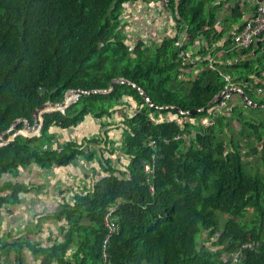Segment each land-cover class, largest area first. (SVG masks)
Wrapping results in <instances>:
<instances>
[{
  "label": "trees",
  "instance_id": "16d2710c",
  "mask_svg": "<svg viewBox=\"0 0 264 264\" xmlns=\"http://www.w3.org/2000/svg\"><path fill=\"white\" fill-rule=\"evenodd\" d=\"M216 1L169 0L165 6L175 21L174 34L131 44L123 20L129 0H0V134L22 119L2 141L23 129L25 120L33 125L36 108L83 90L64 111L43 114L40 134L19 133L0 145V264H28L25 248L40 256V264H103L104 217L113 203L120 232L108 247L111 264H264V177L248 170L245 160V154L261 151L264 122L247 120L244 106L250 103L244 100L231 106L230 113L253 131L242 141L230 133L227 109L213 114L221 99L212 104L230 75L256 107L264 108V80L257 82L264 79V46H257L252 59L231 65L209 67L202 61L195 76L189 47L216 34ZM116 78L139 86L159 107L126 82L108 92L85 93L108 89ZM255 88L262 90L259 96ZM129 105L135 107L131 114ZM119 109L117 147L108 130L80 141L58 137L59 129L76 128L89 116L112 118ZM166 113L172 118L158 120ZM206 116L213 122L209 126L202 121ZM106 150L120 153L126 165L114 166ZM82 158L103 159L105 174L76 192L73 203L40 218L62 224L52 242L32 241L30 224L25 234L2 233L6 209L35 188L19 179L22 168L64 167ZM146 163L154 165L149 175ZM243 242L255 247L234 262L232 254Z\"/></svg>",
  "mask_w": 264,
  "mask_h": 264
},
{
  "label": "crops",
  "instance_id": "0c3cea01",
  "mask_svg": "<svg viewBox=\"0 0 264 264\" xmlns=\"http://www.w3.org/2000/svg\"><path fill=\"white\" fill-rule=\"evenodd\" d=\"M258 1L218 0L213 3L216 7V20L213 29L218 35L211 33L209 38L201 36L194 47H189L190 62L194 63L193 68L196 69L195 76L199 72L198 67L202 61H208V66L213 67L214 64L231 65L240 61L241 58L252 59L254 55H257V49L260 48L258 45L262 43L264 46V34L256 40L255 49L246 55L235 49L233 36L244 25L245 21L253 15ZM235 6H238L237 10L234 9ZM123 18L129 24L131 36H137L148 41L152 38L161 40L164 36L172 35L175 32V21L162 0H129L126 3ZM211 41L212 46L210 47ZM230 55H233V57ZM262 76L264 77V70ZM262 80L264 79L257 78V82ZM236 86L239 87V85ZM253 91L256 96L262 93L259 88H255ZM233 105H243V102L236 98L230 107ZM253 106L256 107L257 105ZM263 146H261L259 153L250 156L259 157L264 150ZM105 156H110L114 166L121 167V163L125 165L127 163V159L120 157V160H117L114 164L113 157L110 154ZM261 158H264L263 154ZM248 160V162H252V159ZM100 161L103 162V159L88 162L82 158L76 164L64 167L52 166L42 169L37 165H31L22 168L19 179L30 182L35 188L30 192L23 193L22 201L19 204L9 206L6 209L1 219L2 233H12L15 236L21 235L23 233L21 232L22 228L26 229L28 224L31 225V228H35V220L53 213L63 203H73L76 192H81L85 187L90 186L93 177L100 178L105 174L102 167L104 164L101 165L102 162ZM254 165L256 166V163ZM55 183H58V185H55ZM42 223L43 229L41 231L33 230L29 237L32 241L45 245L49 243L54 235L59 234L62 224L54 220H46ZM52 233H54L53 236ZM59 238L62 239V235ZM24 252L28 264H40L41 258L39 255L33 254L29 248H25ZM2 264L12 263L4 261Z\"/></svg>",
  "mask_w": 264,
  "mask_h": 264
},
{
  "label": "rangeland",
  "instance_id": "374dc122",
  "mask_svg": "<svg viewBox=\"0 0 264 264\" xmlns=\"http://www.w3.org/2000/svg\"><path fill=\"white\" fill-rule=\"evenodd\" d=\"M123 20L125 21V18H123ZM125 29V34H127V41L131 44H135L138 40L137 36H131L129 33V24H127ZM154 40H158L157 38H152L150 39L148 42L152 43V41ZM191 69H188L185 71V73L190 72ZM236 85V84H235ZM239 99V101L243 102L242 100V96L236 93H233L231 98L227 99L226 105L223 108L217 109L215 110V112L213 113L215 116L218 115L219 111H224L225 109H227L228 111V115L230 117L229 119V127H230V133H232L234 135V137L238 138V139H242V141L244 140V136L249 133V132H253L251 128H249V126L242 124L241 122H239V120H237L236 116L232 113H230L231 109L230 105L233 103L234 99ZM234 106V105H233ZM242 106V105H240ZM126 110L129 109V114L133 113L135 111V107L129 105L128 107H125ZM126 110H124L125 112H127ZM244 110L245 113L247 114V120L248 121H258V122H264V108H259V107H254L252 104L248 106H244ZM226 111V112H227ZM122 110H118L115 115L112 118H104V119H96L92 116L87 117V119L81 123L79 126H77L76 128H71V129H67V130H63V129H59L60 132H58V137L61 139L62 141L65 140H76V141H80L83 136H87V137H93V136H101L105 134V131L108 130L109 134L115 138V142L113 143L114 147H117L118 143L121 142V128H118L119 126V122L120 119L122 117ZM225 112V111H224ZM168 118H172L171 114L166 113V114H161L158 118V120H162V119H168ZM109 121L110 124L107 125H103L105 122ZM203 122H210L211 119L209 116H206L202 119ZM23 131H25V129H23ZM262 131H264V125L262 126ZM244 135H243V134ZM0 142H3L0 139ZM112 143H109L107 145L111 146ZM258 147L261 150V146H263V142H258ZM109 147H107L106 149H108ZM264 149V148H263ZM245 150H248L247 145ZM109 152L106 150L105 151V155L108 156ZM119 154L120 153H116V154H112L111 156L113 157L114 160V164L116 163V161L120 160L119 159ZM263 154L264 157V150L261 153V155L259 157L256 156H247L248 154H245V160H247V162L249 161L248 159H252V162H248L249 166H248V170H250L252 173H258L260 174L262 177H264V158L262 159L261 156ZM125 161V160H124ZM255 161V162H254ZM246 162V161H245ZM256 163V166L254 165ZM251 165V166H250ZM33 185V184H32ZM55 185H58V183H55ZM251 213L248 214V216H250ZM41 218V217H40ZM35 220V224L33 230H38V226H42V221L39 222V220ZM27 229H31V227H28ZM21 232H25V228H22ZM21 233V234H23Z\"/></svg>",
  "mask_w": 264,
  "mask_h": 264
},
{
  "label": "built area",
  "instance_id": "2783aa9c",
  "mask_svg": "<svg viewBox=\"0 0 264 264\" xmlns=\"http://www.w3.org/2000/svg\"><path fill=\"white\" fill-rule=\"evenodd\" d=\"M167 5L169 0H162ZM264 34V0H259L256 4L253 15L245 21L244 25L234 33L233 42L234 47L238 51L251 47ZM226 79L229 83L225 86V89L220 93L221 104L218 109L225 107L227 99L231 98L232 93L241 91V88L231 82V76L226 75ZM185 113V112H184ZM206 126L211 125L213 122H203ZM179 138V135L176 136ZM151 145L156 147L157 141L151 140ZM155 158V154L152 155ZM145 171L147 174H151L154 171V165L151 163L145 164ZM147 180L150 182V190L152 193L155 191V185L152 183L151 175L148 176ZM118 204L113 203L108 206L107 212L104 217V224L106 228V235L102 244V260L103 264H111L108 247L111 239L119 234L120 224L117 215ZM255 243L243 242L232 254L233 261L238 262L246 249L254 248Z\"/></svg>",
  "mask_w": 264,
  "mask_h": 264
},
{
  "label": "water",
  "instance_id": "95a60500",
  "mask_svg": "<svg viewBox=\"0 0 264 264\" xmlns=\"http://www.w3.org/2000/svg\"><path fill=\"white\" fill-rule=\"evenodd\" d=\"M117 82H122V83L126 82L129 84H133V86L137 87L140 90L141 94L145 97V99L147 101H149V104L151 106L159 107V106L155 105L150 100L149 96L143 90H141V88L139 86H136L134 83H132L131 81H128L124 78L114 79L111 83L110 88H108V89H94V90L85 91V93H104V92L111 91L113 89L115 83H117ZM80 92H83V90H81V89L72 90L66 95L65 99L62 102H58V103L46 102L43 105H41L40 107L36 108L34 111V115L36 117L35 123L33 125H31L28 120H25L26 123H25V126L23 128V129H25V131H23V129L17 130V132L14 133L13 135H11L8 138V140L0 142V145L7 144L9 141L13 140L14 137L19 133H22L26 136H33V135L40 134L41 128L43 125V121H44L43 114L45 112H52V111H56V110L64 111L75 99L78 98ZM239 93L245 102L250 103L252 105H257V104L252 102V100L248 97V95L242 89H241V91H239ZM219 99H220V95H218L216 97V99L212 102V104L216 103ZM199 110H201V109H199ZM199 110H197V111H199ZM182 113H184V112L182 111ZM20 121H22V119L17 120L14 124H12V126L8 130L2 132L0 134V139L2 140L6 134L12 132Z\"/></svg>",
  "mask_w": 264,
  "mask_h": 264
}]
</instances>
